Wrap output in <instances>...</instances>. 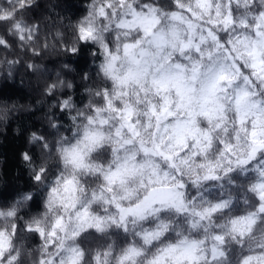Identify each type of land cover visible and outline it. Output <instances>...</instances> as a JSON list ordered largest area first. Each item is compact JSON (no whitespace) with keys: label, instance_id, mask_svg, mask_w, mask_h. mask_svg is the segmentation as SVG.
<instances>
[{"label":"clouds","instance_id":"obj_1","mask_svg":"<svg viewBox=\"0 0 264 264\" xmlns=\"http://www.w3.org/2000/svg\"><path fill=\"white\" fill-rule=\"evenodd\" d=\"M0 264H264V0H0Z\"/></svg>","mask_w":264,"mask_h":264},{"label":"trees","instance_id":"obj_2","mask_svg":"<svg viewBox=\"0 0 264 264\" xmlns=\"http://www.w3.org/2000/svg\"><path fill=\"white\" fill-rule=\"evenodd\" d=\"M8 150H11L13 155L15 154L16 149L13 147V145L11 143L8 145ZM14 163H15L14 160L10 161L9 166H12Z\"/></svg>","mask_w":264,"mask_h":264}]
</instances>
